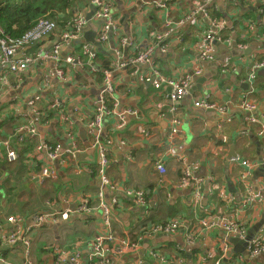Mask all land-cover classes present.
Masks as SVG:
<instances>
[{
	"label": "crops",
	"instance_id": "obj_1",
	"mask_svg": "<svg viewBox=\"0 0 264 264\" xmlns=\"http://www.w3.org/2000/svg\"><path fill=\"white\" fill-rule=\"evenodd\" d=\"M91 1L75 0L59 17L64 25L23 52L52 54L58 43L57 59L37 60L22 74H8V85L0 91L1 230L11 227L6 217H21L27 228L36 215L52 209L68 212L58 223L31 230L30 257L16 245L0 246V258L13 264H55V250H63L88 259L94 238L111 232L137 247L129 255H109L112 264H213V258L220 264H264V254H248L244 244L264 234V66L258 67L264 65V0H213L203 8L210 19L196 12L204 0H107L119 35L111 31L102 42L97 35L105 20L94 14L90 21L86 18L93 9ZM78 15L87 21L75 39L82 43L62 42L69 20ZM167 23L172 25L168 34ZM214 28L220 41L214 43L212 59L205 61L200 56L202 41L215 33ZM95 34L98 48L83 41ZM158 35L167 44L165 53L155 51L151 57L160 74L168 80L192 77L187 95L176 105L169 97L170 86L156 90L140 81L149 72L147 65L130 64ZM85 46L94 52L93 58L83 54ZM69 58L73 64L66 63ZM123 62L129 65L113 73L116 112L132 109L137 115L128 117L122 129L114 128V117L103 124V139L111 142L107 175L116 186L112 191L100 184L98 156L90 149L81 121L94 115L105 67ZM56 70L62 71V78L56 77ZM4 71L0 69V76ZM34 97L39 100L28 105ZM201 100L216 108L195 107ZM241 101L254 104L255 110L242 109ZM174 116L180 126L170 141ZM69 127L81 147L75 158L64 157L63 150L54 160L44 152L35 154L39 145L66 146ZM31 128L36 130L33 137ZM4 143L16 150V162L7 161ZM157 163L165 174L156 171ZM183 163L193 165L187 186L179 183ZM41 167L54 171L55 178H36ZM197 181L200 197L194 199ZM128 191H142L145 206L134 203ZM84 202L90 212L78 213ZM99 204L110 213L108 226ZM211 220L237 223L244 231L225 234L218 227L202 226ZM171 222L180 225L174 234H149L152 227ZM118 246L111 244L112 249Z\"/></svg>",
	"mask_w": 264,
	"mask_h": 264
},
{
	"label": "built area",
	"instance_id": "obj_2",
	"mask_svg": "<svg viewBox=\"0 0 264 264\" xmlns=\"http://www.w3.org/2000/svg\"><path fill=\"white\" fill-rule=\"evenodd\" d=\"M212 2L213 0H204V2H202V4L204 3L203 7L198 6L196 12H199L202 14L203 17L210 19V17H208L207 13H205L203 8ZM91 5L93 6V8H95L94 16L98 19L105 20L101 30L98 32L97 41L99 42L105 41L107 38V34H109L111 31L112 33H115V37H118L119 28L117 27L116 23H114L113 21L114 19L110 15V5L108 4V1L92 0ZM212 23L213 25H215L214 22ZM85 24H87L85 17H83L82 15L76 16L74 18V24H73L74 30L70 32L67 31L66 34L63 35L62 42L66 43L67 41H73L77 39L83 33ZM167 24H168L167 26L168 29L166 34L172 31L171 29L172 25L170 23ZM55 29L56 26L53 21L40 20L37 22V24L33 29L28 31L18 40H10L8 38L0 39V69L8 70V72L4 71L3 74L0 76V91L8 85V80H7L8 74H16V75L22 74L37 60L46 61L47 59L50 58L57 59L59 49L61 48V45L58 43L54 45L52 54H49L47 51H42V50L36 52L34 50L32 53H27V54L23 53L26 50V48L30 47L31 45L38 44L47 40L54 33ZM214 31L215 33L212 32L205 35L202 41L200 56L205 61H210L212 59L214 43H216L217 40L220 41V37L218 36L219 29L214 28ZM154 40L156 42L148 46L147 49H145L144 51L140 52L134 59H132L130 64L147 65L149 67V72L148 74L141 76L140 81L153 85L154 89L156 90H158L161 86L165 84L170 86L171 92L169 94V97L171 102L176 105L187 95V91L192 77L190 75H186L179 80H168L165 77H163L160 74L157 65L154 62H152L151 57L153 52L155 51L161 53L166 52L167 49V44L165 43L166 39L164 38L163 35H158L157 37L156 36L154 37ZM122 42L124 43L125 41L123 40ZM34 52L35 54H33ZM19 53H23L21 59L17 61L14 60V57ZM83 54L88 55L90 58H93L95 56L94 52L91 50L89 46H85L83 48ZM116 55H118V51H116ZM73 62L74 60L70 58L66 60L67 64H73ZM127 65H129V63L127 62L118 63V64L115 63L114 64L115 68L110 66L108 70L103 71L101 89L96 97V102L94 103L95 106L94 115L89 119L81 121V123L83 124V126L87 131V136H89L90 138V142H89L90 149H93L98 156L96 174L100 181V184L103 187H108L112 191H116V186L114 183L110 181L107 175V171L109 170L110 165L112 163V160L109 157L111 142L109 139L106 140L103 139V138H107L104 135L103 124L105 121L114 117L116 119V124L114 128L122 129L124 128L128 117L137 115V111H134L132 109H123L119 112H116L117 102L115 101L113 96L114 93L113 73L116 68H123ZM262 66L264 65L260 64L258 67H262ZM54 74L58 78H62L63 76L62 71L60 70H56ZM38 100H39L38 97H34L33 100L28 102V105L32 106L34 102ZM194 106L203 109L216 108L215 105L211 104L206 100L196 101L194 102ZM240 106L242 109L249 112L255 110L256 108L254 104L248 103L246 101H241ZM218 109L222 111L220 107ZM175 110L176 108L173 107L170 111L174 112ZM64 120L67 122L66 119ZM68 124L72 125L70 123ZM179 126H180V121L178 117L177 116L172 117L170 119L169 135H168V139L170 141L173 140L174 137L178 134ZM70 127H69V131L66 134V139L68 140V144L66 146L55 145L53 148H51L46 145H39L35 147V154H40L41 152H44L48 155L50 159L54 160L60 158L59 154L61 150H63L65 152L64 157L68 155V157H70L71 159L75 158L77 154L80 153L81 148L79 147L78 139L76 138L75 134L73 133ZM22 130L23 129L20 128L18 132ZM28 132L31 137L36 135V130L34 128H31L30 131ZM4 147L6 149L7 161L9 163L16 162L18 159L16 150L10 147L9 144L7 143H4ZM242 163L245 166H248L247 162H242ZM192 167L193 165L191 164L185 163L184 165L183 163L179 178L180 185L187 186L191 183ZM155 169L160 175H163L166 172L164 166L160 163L155 164ZM34 174L35 173H33L32 176H34ZM36 178H38L40 181H44L47 179H54L55 172L52 170L45 169V167H41V169L36 172ZM244 178L245 177L242 176V179ZM195 185H196V189L193 191V196L194 199H198L200 197L199 190H200L201 181H197ZM127 195L131 196L134 199V203H136L138 206H145L144 193L142 191H136L134 193L132 191L131 192L128 191ZM113 202L116 203V200L114 199ZM88 206L89 205L84 202L78 206L76 211L78 213H88L91 210V208ZM99 207L102 208L103 210L104 223L108 226L110 213L107 210V208L103 207V205L99 204ZM67 215H68L67 211L63 213H59L52 209L51 211H48L46 213L36 215L33 218V224L27 228H24V225L21 223L22 222V219H20L21 217H6L5 218L6 223L9 224L11 227L6 232H3L0 226V246L11 247L16 245H21L24 248L26 255L30 257L31 230L35 228H41L43 225L47 223H58L60 220L66 219ZM202 226L209 229L218 227L225 234H233L244 231V229L238 227L237 223H233V222L231 223L227 220H220V221L211 220L209 223L207 222L202 223ZM179 227L180 225L178 222L156 225L149 230V234L151 236L156 234H174L177 231V229H179ZM187 242L189 244H192L190 239H187ZM111 244H119V246L116 249H112ZM136 248L137 247L134 244L130 243V241L126 240V238L118 240L111 232H108L105 235H99L94 238L93 243L91 244V250L88 259H86L79 253L70 254L67 251L55 250V264H82L83 260L88 262V264H112L110 262L109 255H111L112 253H114L115 255H129L135 252ZM247 250L253 256L264 254V234L257 239L251 240V242L247 244ZM151 257H157V255L151 253ZM0 264H13V263H8L6 260L0 258ZM25 264H32V262L29 260ZM131 264H145V263H143L142 261H137ZM213 264H220V263L216 262Z\"/></svg>",
	"mask_w": 264,
	"mask_h": 264
},
{
	"label": "trees",
	"instance_id": "obj_3",
	"mask_svg": "<svg viewBox=\"0 0 264 264\" xmlns=\"http://www.w3.org/2000/svg\"><path fill=\"white\" fill-rule=\"evenodd\" d=\"M74 1L75 0H0V39L8 38L10 40H18L33 29L40 20L53 21L56 29L62 27L64 25L62 23L64 20H59V17L65 15ZM215 16H217V14ZM73 24L74 19L72 18L68 22L69 32L74 30ZM105 68L109 67L106 66ZM98 79L100 78L98 77ZM71 126L74 128L73 125ZM88 141L90 142L89 136ZM9 146L12 145L10 144ZM216 262L221 263L220 260L213 258L212 263Z\"/></svg>",
	"mask_w": 264,
	"mask_h": 264
},
{
	"label": "water",
	"instance_id": "obj_4",
	"mask_svg": "<svg viewBox=\"0 0 264 264\" xmlns=\"http://www.w3.org/2000/svg\"><path fill=\"white\" fill-rule=\"evenodd\" d=\"M95 13V8H93L92 9V12H90V14L89 15H87V21H90V19H91V17H92V15ZM101 22H99V26H101ZM96 33H97V30H96ZM95 36H96V34L92 37V38H90V39H87V38H84L83 39V41L86 43V44H91V45H93L94 47H96V48H98V46H99V43L97 42V41H95ZM74 43H82V40H75L74 41ZM82 133L83 132H81L80 133V136H81V139H83L84 141H86V138L84 137V135H82ZM245 241V246H246V249H247V244H248V242H249V239L247 238V241L246 240H244ZM247 253L249 254V251L247 250Z\"/></svg>",
	"mask_w": 264,
	"mask_h": 264
},
{
	"label": "rangeland",
	"instance_id": "obj_5",
	"mask_svg": "<svg viewBox=\"0 0 264 264\" xmlns=\"http://www.w3.org/2000/svg\"><path fill=\"white\" fill-rule=\"evenodd\" d=\"M106 131H107L110 135L114 133L112 130H109V129H106Z\"/></svg>",
	"mask_w": 264,
	"mask_h": 264
},
{
	"label": "clouds",
	"instance_id": "obj_6",
	"mask_svg": "<svg viewBox=\"0 0 264 264\" xmlns=\"http://www.w3.org/2000/svg\"><path fill=\"white\" fill-rule=\"evenodd\" d=\"M109 68H107L106 70H108ZM102 76H103V73H102ZM80 147V146H79ZM81 148V147H80Z\"/></svg>",
	"mask_w": 264,
	"mask_h": 264
}]
</instances>
